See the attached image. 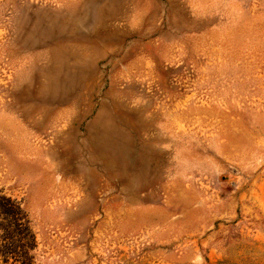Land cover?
Returning <instances> with one entry per match:
<instances>
[{"label": "rangeland", "instance_id": "374dc122", "mask_svg": "<svg viewBox=\"0 0 264 264\" xmlns=\"http://www.w3.org/2000/svg\"><path fill=\"white\" fill-rule=\"evenodd\" d=\"M0 194L32 264H264V0H0Z\"/></svg>", "mask_w": 264, "mask_h": 264}, {"label": "trees", "instance_id": "16d2710c", "mask_svg": "<svg viewBox=\"0 0 264 264\" xmlns=\"http://www.w3.org/2000/svg\"><path fill=\"white\" fill-rule=\"evenodd\" d=\"M36 247V234L20 202L0 194V264H32Z\"/></svg>", "mask_w": 264, "mask_h": 264}]
</instances>
